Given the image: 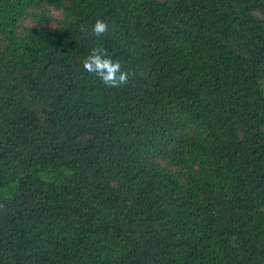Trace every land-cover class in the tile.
Here are the masks:
<instances>
[{
    "label": "trees",
    "instance_id": "obj_1",
    "mask_svg": "<svg viewBox=\"0 0 264 264\" xmlns=\"http://www.w3.org/2000/svg\"><path fill=\"white\" fill-rule=\"evenodd\" d=\"M0 264H264V0H0Z\"/></svg>",
    "mask_w": 264,
    "mask_h": 264
},
{
    "label": "clouds",
    "instance_id": "obj_2",
    "mask_svg": "<svg viewBox=\"0 0 264 264\" xmlns=\"http://www.w3.org/2000/svg\"><path fill=\"white\" fill-rule=\"evenodd\" d=\"M109 23L96 18L91 33L96 37H103L109 32ZM84 71L97 77L106 87L119 88L128 83L131 73L124 69L119 60H114L102 47H94L83 59Z\"/></svg>",
    "mask_w": 264,
    "mask_h": 264
}]
</instances>
